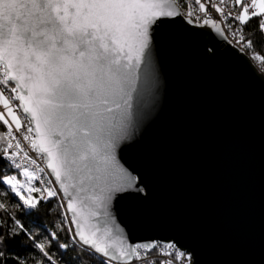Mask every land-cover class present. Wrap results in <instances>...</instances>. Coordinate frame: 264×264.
<instances>
[{
	"label": "water",
	"instance_id": "obj_1",
	"mask_svg": "<svg viewBox=\"0 0 264 264\" xmlns=\"http://www.w3.org/2000/svg\"><path fill=\"white\" fill-rule=\"evenodd\" d=\"M0 64L76 240L264 264V74L173 0H0Z\"/></svg>",
	"mask_w": 264,
	"mask_h": 264
},
{
	"label": "trees",
	"instance_id": "obj_2",
	"mask_svg": "<svg viewBox=\"0 0 264 264\" xmlns=\"http://www.w3.org/2000/svg\"><path fill=\"white\" fill-rule=\"evenodd\" d=\"M262 19L261 14L249 17L243 30L248 49L261 56L264 73ZM1 85L4 91L14 88L8 81ZM11 99L16 102L15 96ZM5 129L6 123L0 116V264H107L76 240L58 196L42 200L34 179V191L26 205L3 181L21 173L6 158ZM136 251L138 256L129 264H164L156 248Z\"/></svg>",
	"mask_w": 264,
	"mask_h": 264
},
{
	"label": "built area",
	"instance_id": "obj_3",
	"mask_svg": "<svg viewBox=\"0 0 264 264\" xmlns=\"http://www.w3.org/2000/svg\"><path fill=\"white\" fill-rule=\"evenodd\" d=\"M173 1L178 6L181 14L189 18L195 24H204L208 22H216L220 24L223 34L226 36L228 42L236 46L242 53L248 56L254 66L262 72L261 56L248 49V43L243 30V24L246 20L251 16L257 15L253 0ZM7 81L6 70L3 65L0 64V84H6ZM6 95L8 97L12 95L16 97L15 88L11 87L6 91ZM12 106L20 120L18 126H15L9 118H7L3 112V108L0 106V114L5 116L3 120L6 123V129L4 132L6 158L19 172H28L33 175L36 181L35 189L39 192L42 200L48 196H58L61 199V203L65 206V200L61 196L54 180L52 179V176L45 165V161L34 149V133L28 119L21 114L15 102ZM154 248L157 249L164 264L192 263L191 256L179 251L173 244H156ZM137 249L144 251L148 250L138 247L135 249L134 257L139 254L136 251ZM104 260L107 264H117L106 258H104Z\"/></svg>",
	"mask_w": 264,
	"mask_h": 264
},
{
	"label": "rangeland",
	"instance_id": "obj_4",
	"mask_svg": "<svg viewBox=\"0 0 264 264\" xmlns=\"http://www.w3.org/2000/svg\"><path fill=\"white\" fill-rule=\"evenodd\" d=\"M5 96L8 98L11 106L14 102L11 99V96L6 95V91H4ZM16 103V102H15ZM13 107V106H12ZM14 109V107H13ZM15 112V109H14ZM7 118H9L15 126H18L17 117L13 114L12 111H5ZM0 116L4 119V115L0 114ZM19 119V118H18ZM10 190L17 195L21 200L24 201L26 205L30 204L31 193L34 191V177L28 172L18 173L14 176L5 178L3 180Z\"/></svg>",
	"mask_w": 264,
	"mask_h": 264
},
{
	"label": "crops",
	"instance_id": "obj_5",
	"mask_svg": "<svg viewBox=\"0 0 264 264\" xmlns=\"http://www.w3.org/2000/svg\"><path fill=\"white\" fill-rule=\"evenodd\" d=\"M253 2H254V6L257 11V14H261L263 16L262 21H263V28H264V0H253ZM0 106L3 108L4 114H5V111H12L13 114L17 117L18 124L20 123L19 122L20 120L18 119L17 114L14 112L13 107L11 106L8 98L4 94V89L1 84H0Z\"/></svg>",
	"mask_w": 264,
	"mask_h": 264
}]
</instances>
